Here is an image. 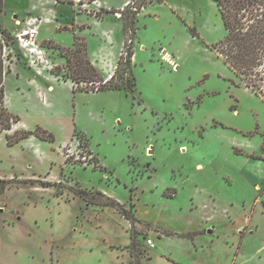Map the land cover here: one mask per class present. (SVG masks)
I'll list each match as a JSON object with an SVG mask.
<instances>
[{"label":"rangeland","instance_id":"374dc122","mask_svg":"<svg viewBox=\"0 0 264 264\" xmlns=\"http://www.w3.org/2000/svg\"><path fill=\"white\" fill-rule=\"evenodd\" d=\"M129 1L4 0L0 24L12 45L3 76L17 72L31 97L15 100L20 121L0 133V264H234L238 243L251 256L264 239V208L255 210L264 181L254 186L264 160L252 157L264 156V62L253 89L251 75L219 56L227 32L217 0L155 1L134 35L114 12ZM34 27L44 64L16 41ZM76 36L106 78L134 48L116 80L126 90L85 92L63 78L62 50ZM58 84L75 93H60L63 106L51 99ZM37 127L55 141L9 144L17 130ZM77 188L111 195L133 219L84 201Z\"/></svg>","mask_w":264,"mask_h":264},{"label":"trees","instance_id":"16d2710c","mask_svg":"<svg viewBox=\"0 0 264 264\" xmlns=\"http://www.w3.org/2000/svg\"><path fill=\"white\" fill-rule=\"evenodd\" d=\"M155 1L165 0H130L122 10H114L120 12L124 20L125 34H136V23L138 21V14L142 8L147 7ZM217 7L223 20L226 29V37L220 42L216 43L215 49L219 56L224 57V61L229 67L238 75H245L249 80L245 81L246 85L252 86L254 89L256 79L260 75L256 74L255 69L262 66L264 62V0H217ZM4 0H0V11L3 10ZM0 24V133L11 130L14 124L20 121L19 116L11 113L5 106V88L4 82V67H3V49L4 46L12 45L11 37L5 34L1 29ZM10 47V46H9ZM67 60L68 72L63 75L66 81H71L74 84L84 85L81 91L97 92L105 90H126L124 79L121 83H116L120 72L128 73V68L133 61L135 54L134 48L130 45L126 47V56L124 53L118 59L116 71L110 78H106L99 69L93 64L88 44L79 36H76L73 46L62 50ZM125 66V67H124ZM260 81L264 77L259 78ZM99 84V86H97ZM136 85V82H133ZM90 86V87H89ZM31 135H36L41 139L55 141V136L52 132L37 127L33 131L22 130L16 131L15 134L9 135V144L14 145ZM254 158L264 160V156H253ZM49 185V184H45ZM2 191V190H0ZM76 195L84 199V201L91 204H98L103 206H113L118 209L121 214L128 220L133 218L130 211L123 206L118 200L111 195L106 194L101 190L91 191L82 188L73 189ZM194 235L198 233H193ZM134 239L131 247H134ZM134 256V252L132 251ZM135 264H141L139 260Z\"/></svg>","mask_w":264,"mask_h":264},{"label":"crops","instance_id":"0c3cea01","mask_svg":"<svg viewBox=\"0 0 264 264\" xmlns=\"http://www.w3.org/2000/svg\"><path fill=\"white\" fill-rule=\"evenodd\" d=\"M19 23V22H17ZM73 45V44H72ZM92 55V54H90ZM93 57V55H92ZM134 58V57H133ZM93 58H91L92 60ZM115 61H117V58H115ZM93 62V60H92ZM93 64L99 69V71L105 76L104 72L93 62ZM4 59H3V67H4ZM16 66H17V63L14 62L12 64V70L13 71H16ZM14 79V80H13ZM9 81H12V85H15L16 86V89L13 90L12 89V86H10V89L8 87V82ZM28 83H30L28 81ZM19 85H24L22 79H20L18 76H17V72L16 74H14V72H11L9 74H6L5 77H4V82H3V86L5 88V106L7 107V109L13 113V114H18L20 115L21 111H20V107L18 105V103H16L17 101H29V98L31 97L30 94H24ZM28 88V87H27ZM29 89V88H28ZM50 90L53 92L51 94V99H54V102L56 103H59V104H62V102L60 101V93L62 92H66L68 90V92L70 93V97L72 98V93L75 94L71 88H69L68 86H66L65 84H58V85H54V87H50ZM16 100V102H15ZM63 106V104H62ZM54 111V110H52ZM70 115V111H65L64 114H58V113H54V112H51V116H53V119H61V118H64L63 115ZM49 121V120H48ZM39 125V124H38ZM46 126V125H45ZM48 128H50L48 126ZM48 130V129H46ZM31 131V130H29ZM50 132H52L51 130H48ZM53 133V132H52ZM54 134V133H53ZM258 163V162H257ZM256 162H254V165H257ZM254 179H255V184L254 186L256 185H259L260 184L258 183L259 181L260 182H263L264 179H258L254 176ZM261 187V186H260ZM258 203L256 205V209H259L261 208L263 210L264 208V205H259V202L262 201L260 199H257ZM262 203V202H261ZM254 211V210H253ZM232 212V210L230 211ZM256 212V211H255ZM252 228V227H250ZM249 228V229H250ZM198 233V232H197ZM198 235V234H196ZM244 241L242 240L240 243H238V247H237V251L235 253V257L233 259V262L234 264H237L238 262L240 264H264V239L262 240V243L260 246H258L257 248L255 247V250L252 252L251 256L247 255L244 251H243V248H244Z\"/></svg>","mask_w":264,"mask_h":264},{"label":"built area","instance_id":"2783aa9c","mask_svg":"<svg viewBox=\"0 0 264 264\" xmlns=\"http://www.w3.org/2000/svg\"><path fill=\"white\" fill-rule=\"evenodd\" d=\"M17 43L26 51V54L30 56V61L34 64H44L46 62L45 51L41 48L38 42L37 28H29L20 32L16 36ZM8 46H4L3 49V59L4 63L8 60ZM149 247L154 248L156 244L153 239L149 238L147 241Z\"/></svg>","mask_w":264,"mask_h":264},{"label":"bare ground","instance_id":"6f19581e","mask_svg":"<svg viewBox=\"0 0 264 264\" xmlns=\"http://www.w3.org/2000/svg\"><path fill=\"white\" fill-rule=\"evenodd\" d=\"M148 148H149V146H148ZM183 149H184V148H183ZM152 151H153V150L150 149V151H149V152H150V155L153 153ZM184 151H185V149H184ZM198 166H199V168H202V165H198Z\"/></svg>","mask_w":264,"mask_h":264}]
</instances>
